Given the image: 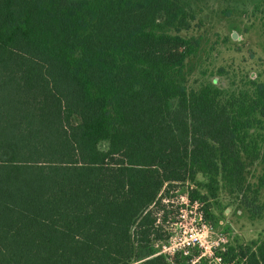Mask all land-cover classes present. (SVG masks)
I'll return each instance as SVG.
<instances>
[{
    "label": "trees",
    "instance_id": "trees-1",
    "mask_svg": "<svg viewBox=\"0 0 264 264\" xmlns=\"http://www.w3.org/2000/svg\"><path fill=\"white\" fill-rule=\"evenodd\" d=\"M184 1L0 0V264H133L165 188L264 164V82L188 89ZM215 259L264 264V238Z\"/></svg>",
    "mask_w": 264,
    "mask_h": 264
},
{
    "label": "rangeland",
    "instance_id": "rangeland-1",
    "mask_svg": "<svg viewBox=\"0 0 264 264\" xmlns=\"http://www.w3.org/2000/svg\"><path fill=\"white\" fill-rule=\"evenodd\" d=\"M190 27L179 35L199 42L187 60L186 85L198 90L206 84L240 90L249 80L264 82V0H185ZM264 137V131L260 132ZM264 148V142L262 143ZM107 150L108 145H101ZM207 180L165 188L155 208L157 235L136 246L132 263L163 256L174 264H191L201 258L221 264L215 257L231 245H248L264 238V164L246 171L242 190L223 182L215 198L200 187ZM207 195L205 201L196 193Z\"/></svg>",
    "mask_w": 264,
    "mask_h": 264
}]
</instances>
